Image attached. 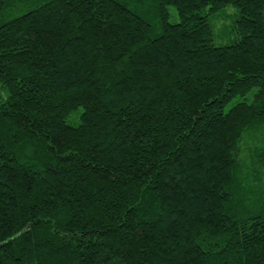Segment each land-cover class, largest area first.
<instances>
[{"label":"trees","instance_id":"1","mask_svg":"<svg viewBox=\"0 0 264 264\" xmlns=\"http://www.w3.org/2000/svg\"><path fill=\"white\" fill-rule=\"evenodd\" d=\"M0 85V264H264V0H0Z\"/></svg>","mask_w":264,"mask_h":264},{"label":"rangeland","instance_id":"2","mask_svg":"<svg viewBox=\"0 0 264 264\" xmlns=\"http://www.w3.org/2000/svg\"><path fill=\"white\" fill-rule=\"evenodd\" d=\"M171 21H178V14L175 7L171 6ZM237 9L233 5L227 6L218 17H214L215 33L219 34L224 26L229 23V18L236 14ZM6 97V92L0 85V100Z\"/></svg>","mask_w":264,"mask_h":264}]
</instances>
